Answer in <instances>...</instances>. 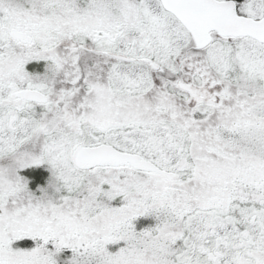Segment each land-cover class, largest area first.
Returning <instances> with one entry per match:
<instances>
[{"label":"snow or ice","instance_id":"obj_1","mask_svg":"<svg viewBox=\"0 0 264 264\" xmlns=\"http://www.w3.org/2000/svg\"><path fill=\"white\" fill-rule=\"evenodd\" d=\"M0 264H264V0H0Z\"/></svg>","mask_w":264,"mask_h":264}]
</instances>
